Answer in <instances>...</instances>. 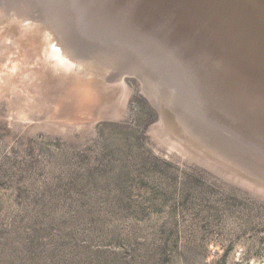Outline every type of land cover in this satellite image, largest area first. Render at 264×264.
<instances>
[{
	"label": "rangeland",
	"instance_id": "rangeland-1",
	"mask_svg": "<svg viewBox=\"0 0 264 264\" xmlns=\"http://www.w3.org/2000/svg\"><path fill=\"white\" fill-rule=\"evenodd\" d=\"M136 3L0 0V264H264V58L201 17L181 62Z\"/></svg>",
	"mask_w": 264,
	"mask_h": 264
},
{
	"label": "bare ground",
	"instance_id": "bare-ground-1",
	"mask_svg": "<svg viewBox=\"0 0 264 264\" xmlns=\"http://www.w3.org/2000/svg\"><path fill=\"white\" fill-rule=\"evenodd\" d=\"M151 1V0H150ZM170 2V0H153V3L154 4H151V5H155V3H160V4H162L163 2ZM176 1V0H175ZM227 4L229 3V10L228 11H226V13L223 15H219V14H216V15H218V16H216V17H213V18H215V19H212V21H211V18H212V16L211 15H213L212 13L214 12V10H216L217 11V8H219V7H217L218 5H215L216 3L218 4V2L220 3L221 1L220 0H214L213 1V5H212V3L210 2V0H209V3L210 4H206V2H204V0H192V2L191 3H189L188 5H185L184 4V6L186 7V8H188L189 9V11H190V13L191 14H187V10L185 11V13H182L183 14V16H182V18H183V21L182 22H185V21H187L188 20V22L190 23L191 22V20L193 21V20H195V19H199V18H201V17H203V18H201L202 19V21H204L205 23H209V24H212V25H218V24H220V21L222 20V21H224V22H226L227 20L229 21H232V25L235 27V29H236V34H238L239 36L237 37L238 38V40H241L240 39V34H244V37H246V40H252L250 43H253V44H249L248 45V48H247V50H248V55L250 56V59L251 60H255L256 59V61L257 60H261V59H263L264 58V31H263V35H259V38L258 37H256L255 35H254V32H253V26L254 25H258V24H260L261 26L260 27H262V29L264 30V0H224ZM119 2V1H118ZM120 4H123L122 2H119ZM173 2H170L169 4L171 5ZM215 3V4H214ZM204 5V4H206L205 6H203L202 7V10L201 9H199L202 13L201 14H199V13H196V10H195V8L196 7H198V6H201V5ZM221 4V3H220ZM216 8V9H215ZM180 9L182 10V7H180ZM204 9V10H203ZM183 11V10H182ZM224 11V10H223ZM242 11H244V12H242ZM33 12V11H32ZM184 12V11H183ZM211 12V13H210ZM2 14V13H1ZM33 14V13H32ZM31 14V15H32ZM163 15H165V12H164V14ZM201 15V16H200ZM3 16V15H2ZM211 16V17H210ZM1 19H3V18H5V17H0ZM41 18V17H40ZM163 18V17H162ZM181 18V19H182ZM22 19H23V22L26 24V26L28 25V24H30L31 22H33V21H35V19H38L37 18V16H36V14H35V16L34 15H32L31 17H25V16H23L22 17ZM185 19V20H184ZM200 19V20H201ZM2 21V20H1ZM5 21V20H4ZM3 22V21H2ZM5 22H7V21H5ZM5 22H3L2 24H4ZM182 22H180V24L182 23ZM234 22V23H233ZM187 22H185V24H186ZM182 25V24H181ZM227 28H226V30L227 31H229V29L230 28H232V26L231 25H228V23L226 22L225 24H224ZM207 27V26H206ZM211 29V28H210ZM203 31H204V29H202ZM241 32H240V31ZM201 31V30H200ZM210 31V30H209ZM231 31L233 32L232 34H235L234 33V30H232L231 29ZM258 31V30H257ZM23 32V31H22ZM212 32V31H211ZM25 33V32H24ZM214 33V32H213ZM205 34H206V32H205ZM208 34V33H207ZM209 35V34H208ZM205 36V35H204ZM210 36H212V35H210ZM209 37V36H208ZM243 38V37H242ZM207 39V38H206ZM234 39V38H233ZM246 40L244 39V41H242L243 43H247L246 42ZM195 41H196V39H195ZM203 42H204V40H202ZM208 41V40H207ZM255 41H257L258 43H256L255 44ZM25 44V43H24ZM29 44V43H28ZM20 45V44H19ZM43 47V46H42ZM16 48V47H15ZM30 49H32V47L30 48ZM44 51L43 52H45L46 53V56H47V53H48V51L46 50V49H44V48H42ZM36 51V50H35ZM60 53H64L65 55H67L68 54V56L70 57V55H69V53H68V51L65 49V48H63V49H61V50H58ZM22 52H23V50H22ZM32 52V51H31ZM25 53V52H24ZM247 53V52H246ZM26 54V53H25ZM38 54V53H37ZM37 54H34L33 53V55H34V58H32V59H30V62L31 63H34L35 65H41V64H39L40 62H39V60L37 59L38 58V56H41V55H39L38 54V56H37ZM62 55V56H58L57 58L55 57H52V56H50V55H48V57H42L43 58V60H44V62H46L48 65H50L51 67H47L45 64H44V67H46L47 69H49L50 71L49 72H51L52 71V74H55V76H57V78H60L62 81H65V79H66V77L65 76H70L69 78H73V75H74V73H73V75H69L68 73V75H65L64 74V72H66L65 70H67V67H66V62L65 61H68V58H67V56H65V55ZM27 55H28V53H27ZM36 55V56H35ZM247 55V56H248ZM49 56H50V58H49ZM31 56H29V58H30ZM13 57L12 56H10V55H7V56H5V57H3V58H1L2 60H1V62H0V66L1 65H3V63H4V61H7V62H9V65L11 64V63H15V62H18L17 60L16 61H14L13 59H12ZM59 58V59H58ZM245 58V57H244ZM246 58H249V57H246ZM41 59V58H40ZM70 59V61L72 62V64H76V62H75V59H73V57H70L69 58ZM38 60V61H37ZM42 60V61H43ZM20 61V60H19ZM263 61H264V59H263ZM36 62V63H35ZM253 62V61H252ZM259 62V61H258ZM20 63H21V61H20ZM19 64V63H18ZM38 66V67H39ZM36 68H38L37 66H35ZM41 68V67H40ZM76 68H77V66H76ZM258 68V67H257ZM254 69V68H253ZM44 70V69H43ZM71 70V69H70ZM76 70H78V68L76 69ZM238 70V69H237ZM260 70V69H259ZM42 71V70H41ZM41 71H39V70H37V73L39 74V76H40V78L42 77V75H43V73L41 72ZM72 71V70H71ZM231 72H232V70H230ZM240 71V70H239ZM255 71V70H254ZM48 71L46 72V74L47 73H49ZM134 72H137V70L135 71L134 70ZM234 72L235 71H233L232 73H233V75H234ZM238 72V71H237ZM84 73V72H83ZM76 74H78V73H76ZM136 74V73H135ZM229 74V73H228ZM237 74V73H236ZM140 75V74H139ZM238 75V74H237ZM255 75V74H254ZM44 76V75H43ZM75 76V75H74ZM239 76V75H238ZM64 77H65V79H64ZM78 77V76H77ZM140 77V76H139ZM229 77V76H228ZM237 77V76H236ZM236 77H234L233 76V78H235L236 79ZM240 77V76H239ZM68 78V80H70ZM250 78V77H249ZM51 79V78H50ZM74 79V78H73ZM122 79V78H121ZM229 79V78H228ZM239 79V78H238ZM234 80V79H233ZM60 81V80H59ZM230 81V80H229ZM245 81V80H244ZM144 82V81H143ZM235 83V82H234ZM242 83H244L243 81L241 82V84ZM250 83V82H249ZM64 84V83H63ZM245 84V83H244ZM251 85V84H250ZM251 88V87H250ZM249 88V89H250ZM248 89V90H249ZM245 93V92H244ZM148 96H149V98L152 100V102H153V105L157 108L158 107V109H159V113H160V115H162V108L160 107V105L158 106L157 105V103H156V99H155V97L153 96V95H151L150 93H146ZM246 95V94H245ZM248 97V96H247ZM257 98V97H256ZM246 100V99H245ZM248 100H250V99H248ZM158 104H160V103H158ZM30 107H28V109H29ZM30 110V109H29ZM32 110V109H31ZM229 111V110H228ZM29 113H30V111H28ZM162 117V116H161ZM20 118H23V119H26L25 118V116H24V114L21 112L20 113ZM229 118V117H228ZM161 122H162V120H161ZM200 128V127H199Z\"/></svg>",
	"mask_w": 264,
	"mask_h": 264
},
{
	"label": "water",
	"instance_id": "water-1",
	"mask_svg": "<svg viewBox=\"0 0 264 264\" xmlns=\"http://www.w3.org/2000/svg\"><path fill=\"white\" fill-rule=\"evenodd\" d=\"M119 2H126V0H118ZM170 2H173L171 5L169 4ZM170 2H163L162 4H158L155 3V5H151L154 4L153 0H147V1H143V0H137L136 3V16L135 19H131L130 20V25L132 27H138V28H142L143 31H152L151 27L153 25H148L149 21L155 22V29H153L154 33H152L153 35H160L161 41L163 42V44L169 49V50H179V58L181 59V62H185V58L188 61V58H194L196 55V49L198 48V46L193 45L192 42L190 43V41H188L185 36H183L184 34V29L182 28V26L185 25V22L183 21V18L180 20L178 18V20L180 22H182L180 24V22L177 20L176 16H173L171 19V23H167L163 21L164 17V12H167L169 9V7L173 6L174 8H178L179 7H184L185 5H188L189 3L192 2V0H170ZM211 13V12H210ZM174 18H175V24L173 25L172 23H174ZM173 20V22H172ZM185 20V19H184ZM144 24L145 26L142 27V24ZM172 24V25H171ZM190 24V23H189ZM188 23H186V26L189 25ZM151 26V27H150ZM189 27V26H188ZM173 28V29H172ZM176 28L178 29V31L176 30ZM157 30H162V33L158 34L155 31ZM254 35L256 37L259 38V32L260 30L257 31V29H253ZM184 39V40H183ZM240 39L242 41H244V39L242 37H240ZM244 89L246 90V87L244 86ZM243 90V92L245 91ZM142 92L145 95L147 101L150 104H153L152 100L149 98V96L146 94L145 89L142 88ZM261 116V115H260Z\"/></svg>",
	"mask_w": 264,
	"mask_h": 264
}]
</instances>
